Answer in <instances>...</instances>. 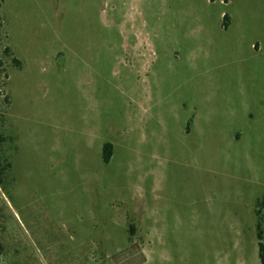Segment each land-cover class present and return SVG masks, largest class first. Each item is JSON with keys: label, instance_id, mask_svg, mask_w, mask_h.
Here are the masks:
<instances>
[{"label": "rangeland", "instance_id": "374dc122", "mask_svg": "<svg viewBox=\"0 0 264 264\" xmlns=\"http://www.w3.org/2000/svg\"><path fill=\"white\" fill-rule=\"evenodd\" d=\"M0 129L1 264H260L264 0H0Z\"/></svg>", "mask_w": 264, "mask_h": 264}, {"label": "trees", "instance_id": "16d2710c", "mask_svg": "<svg viewBox=\"0 0 264 264\" xmlns=\"http://www.w3.org/2000/svg\"><path fill=\"white\" fill-rule=\"evenodd\" d=\"M229 20V16L226 14L225 15V21ZM226 27H228V25L226 24ZM8 140H14V138L8 137L7 135H5L1 129H0V149L4 146V144L6 142H8ZM114 155V144L112 142H106L103 146V160L105 163H109L112 159ZM5 161V162H4ZM2 161L0 158V184H2L4 182V174L5 171H9L12 168V162L10 161V159L8 157H6V159ZM258 206L261 208L258 211V216H259V221H258V225H257V235H258V239H259V256H260V261L261 264H264V215L261 214V212L264 209V198H262L261 200L258 201ZM135 233V229L132 228V234ZM3 252V245L0 242V264H1V255Z\"/></svg>", "mask_w": 264, "mask_h": 264}, {"label": "crops", "instance_id": "0c3cea01", "mask_svg": "<svg viewBox=\"0 0 264 264\" xmlns=\"http://www.w3.org/2000/svg\"><path fill=\"white\" fill-rule=\"evenodd\" d=\"M261 264V263H260Z\"/></svg>", "mask_w": 264, "mask_h": 264}]
</instances>
